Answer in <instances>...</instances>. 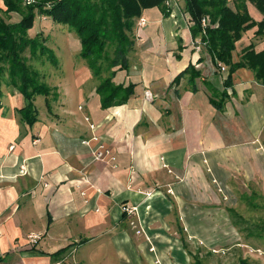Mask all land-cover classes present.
Returning a JSON list of instances; mask_svg holds the SVG:
<instances>
[{"label": "crops", "instance_id": "1", "mask_svg": "<svg viewBox=\"0 0 264 264\" xmlns=\"http://www.w3.org/2000/svg\"><path fill=\"white\" fill-rule=\"evenodd\" d=\"M178 1L173 16L153 8L141 14L144 27L136 20L129 67L112 70L115 85H134L125 104L101 108L100 81L84 61L78 77H88L69 109L60 103L63 115L51 107L28 126L16 113L25 100L10 93L15 112L0 108V264H111L99 252L104 246L116 250L115 264H188V247L209 224L199 204L238 178H262L264 87L238 69L225 88L227 68L195 45ZM189 65L199 73L195 91L188 74L175 83ZM206 84L226 92L221 111ZM101 144L114 160L93 159Z\"/></svg>", "mask_w": 264, "mask_h": 264}, {"label": "trees", "instance_id": "2", "mask_svg": "<svg viewBox=\"0 0 264 264\" xmlns=\"http://www.w3.org/2000/svg\"><path fill=\"white\" fill-rule=\"evenodd\" d=\"M166 0H34L23 5V0H3L5 12L19 13L20 20L9 24L0 20V86L3 65L8 68L9 85L23 96L26 105L16 109L21 119L31 126L37 118V110L32 104L36 95L54 96L52 90L42 83L38 72L27 65L22 57L29 51L30 55L39 52L46 56L53 66L57 65L55 55L44 47L38 36L30 38L28 31L33 27L36 15L51 18L56 24L68 25L76 34L80 45V57L84 60L93 76L99 79L96 94L100 106L106 109L125 104L133 95L134 85H115L112 82L113 69L127 70L128 54L133 50V29L136 20L145 10L158 8L163 15L169 16L164 3ZM182 11L189 16V31L193 41L198 38L200 45L209 54L212 61L221 63L228 70L224 86L231 87L232 75L238 69L251 71L257 83L264 87V48L256 51L254 45L246 47L237 62L232 61L235 43L244 32L255 28L254 35L264 36V0H237L232 8L229 0H182ZM250 3L261 15V20H252L246 3ZM207 19L203 27L202 19ZM103 72H110L103 78ZM189 75L191 90L195 91L194 81L199 73L189 65L176 78L177 83L184 75ZM210 103L219 111L227 97L225 91L217 92L209 84ZM1 98V92H0ZM48 110L50 104L47 102ZM66 249L54 255L61 254ZM53 255V256H54ZM193 264H202L195 258Z\"/></svg>", "mask_w": 264, "mask_h": 264}, {"label": "rangeland", "instance_id": "3", "mask_svg": "<svg viewBox=\"0 0 264 264\" xmlns=\"http://www.w3.org/2000/svg\"><path fill=\"white\" fill-rule=\"evenodd\" d=\"M236 1L229 0V5L234 8ZM23 3L29 5L26 0H23ZM246 5L252 20L260 21L255 8L248 2ZM5 9L3 0H0V20L9 24L19 22L21 18L19 13H6ZM254 32L255 28L243 33L244 39L238 43L237 50L251 44L257 51L264 48V36L257 37ZM28 36L30 38L38 36L44 47L57 59V65L53 66L47 57L39 52L32 56L29 51L23 53L22 57L27 61V65L39 73L42 83L55 94V98L36 95L32 104L37 110V115H50L52 108L55 115H63L61 112L63 105L65 109H69L70 101L78 92V83L88 77L85 73L78 77L79 68L84 61L79 55V40L68 25L56 24L51 18L43 19L39 15L34 17L33 27L28 31ZM3 69L0 86L3 97L0 100V108L9 106L7 98L10 99V93H15V89L9 85L8 68L5 64ZM88 84H85L86 89ZM47 102L50 104V110ZM62 102L63 105L60 104ZM75 102L73 106L76 108ZM26 104L25 101L23 106ZM58 104L59 106H56ZM8 108L10 112H15L16 107ZM262 142L264 144V133ZM219 188L220 186L216 188L220 191L218 199L212 196L213 199L204 200L200 204L198 202L200 210L204 213V222L207 221L209 224H203V230L208 226L207 230L196 233L199 244L197 242L196 246L188 247V264H193L196 257L202 264H264V175L261 179L253 178L243 182L238 178L235 182L229 183L230 191L221 193L222 190ZM231 223L235 224V228ZM216 224H219L221 230L211 231V227L214 228ZM99 252L102 257L106 256L109 259V263L115 264L116 250L112 246H104Z\"/></svg>", "mask_w": 264, "mask_h": 264}, {"label": "built area", "instance_id": "4", "mask_svg": "<svg viewBox=\"0 0 264 264\" xmlns=\"http://www.w3.org/2000/svg\"><path fill=\"white\" fill-rule=\"evenodd\" d=\"M27 4H31L33 3L34 0H26ZM166 9L168 10L169 14L172 15L174 11H181V8L179 6V1L178 0H166L164 3ZM173 16V15H172ZM202 25L203 27L206 26L207 23V19H202ZM146 20L142 17H139L137 20V26L138 27H144L146 25ZM200 46V45H198ZM198 48V47H197ZM218 68L221 70H224V67L222 66L221 63H218ZM145 98L146 99H150L151 98V94L149 91L145 92ZM97 138H93V140H96ZM83 143L87 144L88 141H83ZM111 155V151L110 149H108L105 145H98L97 148L95 150H93L92 152V156L93 159L96 161H104L107 157H109ZM110 160H114L113 156H110ZM136 207H127V206H123L122 210L128 214L134 213L136 211ZM30 238V243L36 242L37 237L32 235L29 237ZM56 264H66L64 262H59Z\"/></svg>", "mask_w": 264, "mask_h": 264}]
</instances>
